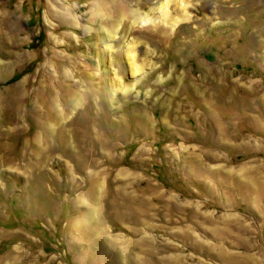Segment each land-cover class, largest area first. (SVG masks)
<instances>
[{"label": "rangeland", "instance_id": "1", "mask_svg": "<svg viewBox=\"0 0 264 264\" xmlns=\"http://www.w3.org/2000/svg\"><path fill=\"white\" fill-rule=\"evenodd\" d=\"M161 1L0 0V264H264V0Z\"/></svg>", "mask_w": 264, "mask_h": 264}, {"label": "bare ground", "instance_id": "2", "mask_svg": "<svg viewBox=\"0 0 264 264\" xmlns=\"http://www.w3.org/2000/svg\"><path fill=\"white\" fill-rule=\"evenodd\" d=\"M180 1H184V0H180ZM176 0H162L160 2V4L157 6V10L160 11V14L162 15V22L165 20L167 22V25H168V28L164 27V26H155L158 30H157V35L159 37H169V34H167L168 30H169V27L172 28L174 27L175 25H177V18L172 16L171 14V11H170V5L172 3H175ZM185 6V5H184ZM186 17V16H185ZM131 54V53H130ZM132 57H134L133 54H131ZM133 62H130V69L133 73H135V71H138L141 66H137L138 64L135 63V60H132Z\"/></svg>", "mask_w": 264, "mask_h": 264}]
</instances>
